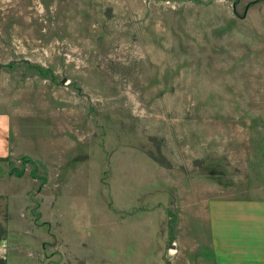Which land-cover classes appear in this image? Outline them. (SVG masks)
<instances>
[{"label": "rangeland", "instance_id": "1", "mask_svg": "<svg viewBox=\"0 0 264 264\" xmlns=\"http://www.w3.org/2000/svg\"><path fill=\"white\" fill-rule=\"evenodd\" d=\"M2 118L0 264L264 244V0H0Z\"/></svg>", "mask_w": 264, "mask_h": 264}, {"label": "crops", "instance_id": "2", "mask_svg": "<svg viewBox=\"0 0 264 264\" xmlns=\"http://www.w3.org/2000/svg\"><path fill=\"white\" fill-rule=\"evenodd\" d=\"M8 127L7 122L4 123V129H3V118L0 119V163L3 162L4 159V155H5V151L6 148L4 147V143L6 142V136H7V132L5 134V136L3 137V134L5 133V130H7L6 128ZM3 181H0V187H2L3 185ZM247 202V201H246ZM216 205L219 209L227 206V205H231L233 207H236L238 209V206L240 204V202L238 201H226V202H212L210 205V208L212 207V205ZM6 215H7V206L6 203H3V195L0 194V236H2L3 234V230H5L6 228ZM260 227H257V236L255 235V237H247L245 238L242 234L238 233L236 235L235 238H232V243L236 242V244H238V246L241 249V254H240V262H246L248 264H254V259H256L257 264H264V244L261 246L259 244V232H260ZM223 229L224 234H226L225 239H227L228 243H230V237L229 234L227 233V231ZM249 234H251V232H248ZM250 240H252L253 243L250 242ZM258 243V244H257ZM263 248V249H262ZM222 253V252H220ZM223 254H225V252H223ZM226 256V255H222V258ZM229 263H231L230 260H228Z\"/></svg>", "mask_w": 264, "mask_h": 264}]
</instances>
